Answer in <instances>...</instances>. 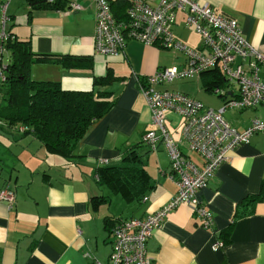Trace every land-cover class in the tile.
<instances>
[{
  "label": "crops",
  "instance_id": "crops-1",
  "mask_svg": "<svg viewBox=\"0 0 264 264\" xmlns=\"http://www.w3.org/2000/svg\"><path fill=\"white\" fill-rule=\"evenodd\" d=\"M59 1V7H65L70 0ZM76 1L83 8L66 13L45 3L11 0L8 30L29 41L32 52L41 58L31 67L33 78L59 81L65 89L112 91L115 103L89 126L70 157L49 151L30 134L0 131V187L8 185L15 196L11 205L0 201V264H109L113 235L104 218L144 217L165 205L177 190L167 151L163 147L151 151L142 141L151 127V114L139 81L158 68L183 65V55L171 51L168 64L163 56L170 51L134 39L116 54L96 53L95 6L91 0ZM198 1L208 3L216 14L237 19L241 35L264 51V0ZM172 31L189 47L200 44L182 11L176 12ZM108 72L118 78L94 85V79ZM157 88L186 93L213 109L238 96L237 83L225 78L218 86L224 93L215 94L216 98L201 78L175 80ZM255 116L264 120V105L230 110L225 119L242 131ZM165 124L178 139L182 118L169 112ZM131 147L152 185L138 204L112 193L97 181L95 171L98 161L118 163ZM182 150L202 165L199 155ZM262 182L264 132H258L238 145L198 192L212 223L205 225L190 206L180 204L147 240L150 264H264V197L249 202L259 194ZM99 195H109L110 200L92 202ZM248 206V213L236 216L237 210ZM218 239L223 244L214 249Z\"/></svg>",
  "mask_w": 264,
  "mask_h": 264
},
{
  "label": "built area",
  "instance_id": "built-area-1",
  "mask_svg": "<svg viewBox=\"0 0 264 264\" xmlns=\"http://www.w3.org/2000/svg\"><path fill=\"white\" fill-rule=\"evenodd\" d=\"M11 0H0V86L6 80L5 43L11 38L7 22ZM53 3L55 0H47ZM126 6L125 21L118 22L110 0H92L95 6L93 47L96 53L113 55L121 52L128 40L181 52L184 64L165 66L144 77L140 91L151 114V127L142 135L143 143L151 151L163 147L169 156L172 177L177 187L175 195L158 210L144 217H131L119 221L112 229L113 244L109 264H150L146 243L166 215L180 204L192 208L205 225L212 223V215L200 200L198 192L205 188L219 165L230 159L236 147L248 143L251 136L264 132V120L259 116L238 131L224 118L229 109H245L264 105V51L255 48L241 35L234 17L216 14L208 3L198 0H121ZM82 5L70 0L61 12L81 10ZM177 11L185 14L187 26L200 36L197 47H189L172 31ZM218 67L224 78L238 85V96L225 100L213 109L186 93L159 89L175 80L199 79L202 72ZM215 94H223L218 87ZM1 98V95H0ZM169 112L182 118L178 139L169 132L165 119ZM20 132L24 130L19 128ZM196 153L202 160L197 166L182 150ZM108 164V159L98 161ZM97 163V164H98ZM14 192L7 186L0 188V201L11 205ZM218 241L214 249L221 247Z\"/></svg>",
  "mask_w": 264,
  "mask_h": 264
},
{
  "label": "trees",
  "instance_id": "trees-1",
  "mask_svg": "<svg viewBox=\"0 0 264 264\" xmlns=\"http://www.w3.org/2000/svg\"><path fill=\"white\" fill-rule=\"evenodd\" d=\"M29 2L39 5L45 3L54 9L66 7H59V4H62L59 0L53 3L47 0ZM110 5L118 22L127 19V4L121 0H110ZM7 14L10 19L8 10ZM10 35L12 37L5 43L6 80L0 86V100L3 102L0 104V131L30 134L49 151L70 157L89 126L104 116L115 103L112 91L99 88L94 91L65 89L59 81L33 78L31 67L41 58L32 52L29 41L19 40L11 32ZM116 78L118 77L108 72L105 76L94 79V85L104 86ZM200 78L208 91H213L224 79L218 67L202 72ZM139 83L144 84L145 81L141 80ZM20 127L24 128L22 132ZM97 165V181L108 186L112 193L118 194L129 203L138 204L146 199L152 185L141 158L133 147L124 151L120 162ZM262 197L264 182L259 194L249 202L260 200ZM109 200V195L92 197L95 204L97 201L99 203ZM249 211V206L240 208L236 216L240 217ZM123 219L126 218L106 216L104 225L112 233L114 226Z\"/></svg>",
  "mask_w": 264,
  "mask_h": 264
},
{
  "label": "rangeland",
  "instance_id": "rangeland-1",
  "mask_svg": "<svg viewBox=\"0 0 264 264\" xmlns=\"http://www.w3.org/2000/svg\"><path fill=\"white\" fill-rule=\"evenodd\" d=\"M92 1V0H91ZM196 32V31H195ZM197 33V32H196ZM198 34V33H197ZM198 36H199V34H198ZM200 37V36H199ZM162 48H164V47H162ZM168 50V51H170V52H168L166 55H164L163 57H164V59H166V61L168 62V64H171L172 63V59H173V53L174 52H171L172 50H169V49H167V48H164V50ZM177 53H180L181 55H182V53L181 52H177ZM6 58H5V62H6ZM182 80H185V79H182ZM181 80V81H182ZM167 84H169V83H167ZM171 84H172V82H171ZM166 85V84H165ZM203 92H205L204 90H202ZM206 93V92H205ZM209 93V92H208ZM210 94V93H209ZM211 95L214 97V96H216L215 95V93H211ZM214 98H216V97H214ZM3 102L0 100V104H2ZM228 110V111H227ZM226 111V113L224 112L223 113V116H224V118H225V116L227 115V113H229L230 112V110H237V109H234V108H229V109H227ZM182 125V124H181ZM181 129V128H180ZM116 208H119L117 205L115 206Z\"/></svg>",
  "mask_w": 264,
  "mask_h": 264
}]
</instances>
